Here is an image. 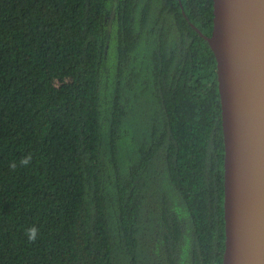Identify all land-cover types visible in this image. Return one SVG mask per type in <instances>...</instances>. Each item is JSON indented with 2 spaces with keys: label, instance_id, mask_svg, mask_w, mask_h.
Segmentation results:
<instances>
[{
  "label": "trees",
  "instance_id": "obj_1",
  "mask_svg": "<svg viewBox=\"0 0 264 264\" xmlns=\"http://www.w3.org/2000/svg\"><path fill=\"white\" fill-rule=\"evenodd\" d=\"M213 17V0H0V264H222Z\"/></svg>",
  "mask_w": 264,
  "mask_h": 264
},
{
  "label": "water",
  "instance_id": "obj_2",
  "mask_svg": "<svg viewBox=\"0 0 264 264\" xmlns=\"http://www.w3.org/2000/svg\"><path fill=\"white\" fill-rule=\"evenodd\" d=\"M225 145L222 264H264V0H213Z\"/></svg>",
  "mask_w": 264,
  "mask_h": 264
},
{
  "label": "clouds",
  "instance_id": "obj_3",
  "mask_svg": "<svg viewBox=\"0 0 264 264\" xmlns=\"http://www.w3.org/2000/svg\"><path fill=\"white\" fill-rule=\"evenodd\" d=\"M31 159H32L31 154H29L28 156L23 157L21 159V163L23 165L27 166L30 163ZM12 166L15 167L14 164ZM25 234L27 235V238H28V240L30 242H35L36 239H37V235H38V229L36 227H34V226L33 227H30V228H28L26 230V233Z\"/></svg>",
  "mask_w": 264,
  "mask_h": 264
}]
</instances>
